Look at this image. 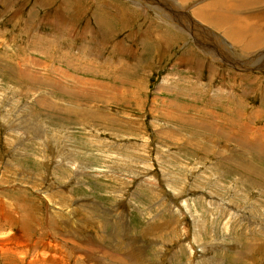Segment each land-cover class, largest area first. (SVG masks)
Returning a JSON list of instances; mask_svg holds the SVG:
<instances>
[{
    "label": "rangeland",
    "instance_id": "1",
    "mask_svg": "<svg viewBox=\"0 0 264 264\" xmlns=\"http://www.w3.org/2000/svg\"><path fill=\"white\" fill-rule=\"evenodd\" d=\"M217 1L0 0V264H264V45Z\"/></svg>",
    "mask_w": 264,
    "mask_h": 264
},
{
    "label": "bare ground",
    "instance_id": "2",
    "mask_svg": "<svg viewBox=\"0 0 264 264\" xmlns=\"http://www.w3.org/2000/svg\"><path fill=\"white\" fill-rule=\"evenodd\" d=\"M227 3L222 4L220 0V2L217 1L209 4L210 7L205 4V11L194 14V16L205 21L214 22L217 25L216 27H220V29L226 26V34L229 36V39L233 43H243L242 48L239 47V49H252L255 46H252V43L257 44V48L259 45L262 46L264 44V15L260 18H257L254 16H241L235 14L234 10L239 9V7H242V9L243 7L249 8L252 5L249 0L232 1V3L229 1V4ZM206 7L207 9H205ZM256 16H259V14ZM248 35L251 36V38H247L246 36ZM248 43L251 44V46H249Z\"/></svg>",
    "mask_w": 264,
    "mask_h": 264
},
{
    "label": "crops",
    "instance_id": "3",
    "mask_svg": "<svg viewBox=\"0 0 264 264\" xmlns=\"http://www.w3.org/2000/svg\"><path fill=\"white\" fill-rule=\"evenodd\" d=\"M234 1H236V0H234ZM238 1V0H237ZM219 2H220V0H219ZM228 2V3H227ZM249 2L250 3H252V5L249 7V8H245L244 9V7H243V9L241 10V8L242 7H239V9H237L236 10V14H238V15H242V14H244V15H246V16H254V17H257V18H260L261 16H263L264 15V0H249ZM221 3L222 4H224V3H227V4H229V1H227V0H221ZM231 3H232V1H231ZM230 3V4H231ZM208 5V7H210V5L209 4H207ZM262 13V14H261ZM259 14V16H256V15H258ZM261 14V15H260ZM213 24L215 25V26H217L214 22H213ZM222 30V29H221ZM223 31V30H222ZM224 34H226L225 33V31H224ZM249 36V35H248ZM246 36L247 38H251V36ZM242 39H243V37H242ZM248 45L249 46H251V44H249L248 43ZM255 45V46H254ZM256 45L257 44H254V43H252V46H254L255 48H257L256 47ZM259 45V44H258ZM264 45V44H263ZM262 45V46H263ZM252 48V50L253 49H255V48ZM261 47V45H259L258 46V48H260ZM257 48V49H258Z\"/></svg>",
    "mask_w": 264,
    "mask_h": 264
}]
</instances>
